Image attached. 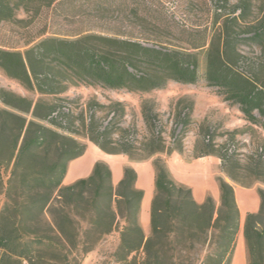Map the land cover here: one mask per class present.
I'll list each match as a JSON object with an SVG mask.
<instances>
[{"label":"trees","instance_id":"obj_1","mask_svg":"<svg viewBox=\"0 0 264 264\" xmlns=\"http://www.w3.org/2000/svg\"><path fill=\"white\" fill-rule=\"evenodd\" d=\"M56 1L0 0V22L28 26L42 8ZM18 10L26 17L17 18ZM236 10L240 12L234 15ZM245 10L236 5L227 15L218 5L209 31L203 29L201 38L187 41L184 48L151 45L120 32L86 30L73 38L43 37L23 51L0 47V70L41 94L62 93L68 82L148 92L164 88L169 81L197 83L198 55L203 53L206 86L216 88L255 123L254 111L264 120V86L236 65L242 58L238 50L242 41L252 40L264 49V17L247 25ZM0 102V264H71L112 231L119 233L113 252L117 263L231 264L239 230L233 186L218 176L219 205L210 195L197 203L189 187L175 182L164 159L154 156L182 152L178 143L182 134L174 137L177 144L170 148L158 134L148 139L155 178L150 233L145 236L139 223L143 190L135 187L132 167L124 166L115 186L103 161H96L87 177L62 184L68 162L82 155L86 146L42 121L61 128L68 112L2 87ZM144 118L151 121L147 112ZM177 122L186 125L188 118L179 113ZM86 136L104 152L133 159L127 143H113L109 133L98 131L92 122L86 124ZM205 140L207 149L194 157L217 156L221 170L238 182L227 169L234 155L226 146L218 155L211 141ZM256 154H262L261 147ZM256 191L259 208L245 215L242 227L247 264H264V188ZM204 246L201 256L197 250Z\"/></svg>","mask_w":264,"mask_h":264},{"label":"rangeland","instance_id":"obj_2","mask_svg":"<svg viewBox=\"0 0 264 264\" xmlns=\"http://www.w3.org/2000/svg\"><path fill=\"white\" fill-rule=\"evenodd\" d=\"M218 5L227 15L233 6H245L247 25H255L264 17V0H226L225 3L221 0H57L50 7L42 8L28 26L0 22V47L23 51L43 37L73 38L80 32L91 30L120 32L143 43L184 48L188 47L187 41L197 42L201 38L203 29L211 25ZM239 12L236 10L234 15ZM16 17L25 18L26 15L18 10ZM246 27L242 29L245 31ZM242 35L250 34L242 32ZM238 50L242 58L236 68L264 86V49L252 40H244ZM198 61L197 83L169 81L164 88L148 92L134 93L68 82L62 93L41 94L25 89L2 70L0 87L33 102L41 100L60 109L66 108L62 110L68 114L61 128L49 122L42 123L73 136L85 146L90 142L86 136V124L92 122L98 131L109 133L108 140L127 143L133 160L148 158L151 135H160L165 146L170 148L177 144L174 137L179 139L182 134L178 143L187 157L207 149L205 139L208 137L218 155H222L224 146L231 149L234 156L227 169L238 182L227 177L221 165L218 176L234 187L264 188V120L254 111L258 121H248L237 104L225 100L216 88L206 86L203 53L198 55ZM0 107H3L1 102ZM145 112L151 118L150 122L145 120ZM179 113H184L186 120L188 118L186 125L177 122ZM260 147L262 154H256ZM50 157H53V151L49 152ZM143 233L148 236L150 227ZM118 242V231H112L71 264H122L115 262L113 257ZM205 248H199L197 253L202 256Z\"/></svg>","mask_w":264,"mask_h":264},{"label":"crops","instance_id":"obj_3","mask_svg":"<svg viewBox=\"0 0 264 264\" xmlns=\"http://www.w3.org/2000/svg\"><path fill=\"white\" fill-rule=\"evenodd\" d=\"M154 156L164 159L175 182L189 187L192 197L197 203H202L207 195H210L216 204L219 203L217 176L220 174L221 161L218 157L214 155L187 157L185 152L178 151H172L170 154L159 153ZM154 156L133 160L123 153L104 152L94 143L87 142L83 154L68 162L62 184L67 185L79 178L87 177L91 174L94 163L103 161L110 168L111 181L115 186L123 176L124 166L132 167L136 172L135 187L143 190L139 223L142 230L147 231L149 230L150 202L154 193L155 171L152 165ZM233 188L239 211V230L236 235L231 264H247L242 227L245 215L258 210L259 196L255 187L233 186Z\"/></svg>","mask_w":264,"mask_h":264},{"label":"built area","instance_id":"obj_4","mask_svg":"<svg viewBox=\"0 0 264 264\" xmlns=\"http://www.w3.org/2000/svg\"><path fill=\"white\" fill-rule=\"evenodd\" d=\"M65 109H66V108H64V107H62V108H61V110H65ZM66 110H67V109H66ZM53 115H55V116H56V115H57V112H55ZM59 119H60V117H59ZM63 123H64V122H63ZM207 138H208V137H207ZM228 151H229V152H231V149H230V148H228Z\"/></svg>","mask_w":264,"mask_h":264}]
</instances>
